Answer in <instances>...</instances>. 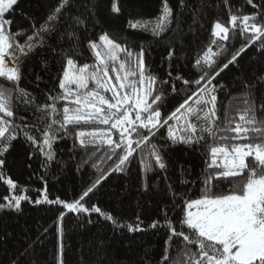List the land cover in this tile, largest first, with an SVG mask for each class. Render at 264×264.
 Instances as JSON below:
<instances>
[{"label": "snow or ice", "instance_id": "6c2138e0", "mask_svg": "<svg viewBox=\"0 0 264 264\" xmlns=\"http://www.w3.org/2000/svg\"><path fill=\"white\" fill-rule=\"evenodd\" d=\"M99 3L54 0L39 26L31 21L29 34V29L12 31L10 17L19 0H0V80L7 82L0 83V182L9 190L0 201V210L19 213L22 202L62 209L53 221L58 241L55 264H64V221L70 214L76 215L82 227L97 223L91 219L96 214L111 225L114 234H163V255L156 264H264V93L259 100L255 94L256 84L264 83V73L253 83L240 67V60L252 48L264 64V0H245L253 9L248 14L240 9L233 12L229 0H223L228 20L211 23L208 44L193 57L185 52L176 55L177 42L181 49L187 47L181 18L187 8L192 14L187 31L194 34L196 24L203 28V0L196 7L179 0L178 10L169 0H160L155 17L129 19L127 28L150 36L139 44V51L102 29ZM122 8L121 0H109V15L122 14ZM97 28L101 31L96 32ZM237 38L244 43L230 51ZM153 47L167 50L161 60L167 64L165 79L146 60ZM38 49H49L52 58L41 56L43 71L49 72L53 62L58 66L51 76L54 86L46 90L39 87L43 77L26 65ZM84 51L91 54V63H80ZM181 59L189 61V71L197 72L195 79L185 78L174 63ZM26 67L28 75L35 77V93L20 87ZM233 67L241 73L233 78L232 87L241 89L234 97L220 80ZM169 84L171 92L165 93ZM221 92L229 97L223 117L218 115ZM171 96H181L182 102L168 111ZM234 100L238 102L233 104ZM21 110L28 115H20ZM161 130L166 134L161 136ZM68 139L74 161L77 151L85 153L75 162L76 171L91 167L96 174L75 198H50L44 176H37L43 188L31 189L7 175L8 156L17 143L27 149L26 166L31 169L30 162L39 160L48 174L53 165L66 164L57 158L62 150L58 152L56 145ZM157 139L165 143L157 144ZM179 145L199 152L204 166L190 180L191 166L179 165L181 179L174 185L169 183L164 153ZM133 162L140 169L139 191L155 193L158 218L148 224L140 211L133 220L122 221L111 211L88 203L113 174L127 175ZM157 173L163 175L150 184ZM188 185L198 186L197 198H191ZM178 187L187 190L177 191ZM33 191L35 199L29 194ZM49 228L8 257L7 264H36L29 257L36 255V245L43 243L40 237H46ZM149 255L146 250L142 264H152Z\"/></svg>", "mask_w": 264, "mask_h": 264}, {"label": "trees", "instance_id": "16d2710c", "mask_svg": "<svg viewBox=\"0 0 264 264\" xmlns=\"http://www.w3.org/2000/svg\"><path fill=\"white\" fill-rule=\"evenodd\" d=\"M82 3L83 0H77ZM123 8L120 15H109L108 5L109 0H100L98 5V17L101 20L102 29L106 30L111 36L115 37L119 42L124 43L127 40L129 45H132L136 51H139V44L150 40V36L142 32L127 28L129 19L135 20L137 18H152L158 14L160 0H121ZM258 2V0H257ZM54 3V0H19V4L15 9V13L10 17L14 23L12 31L18 29H29L31 21L35 20L37 26L47 15V8ZM169 3L174 10H178L179 0H169ZM200 0H187V4L196 7ZM209 4L213 5L209 7ZM219 4L220 7H215ZM232 11L236 12L240 9L242 13L248 14L253 12L251 6L245 3V0H229ZM83 11V9H81ZM203 11L206 16L202 15L201 20L204 27L201 28L199 24L195 25V33L188 32V25L192 23V14L184 10L185 14L181 18V27L186 35L183 36V42L187 45L186 48L181 49L177 42L176 55L179 57L182 52H185L188 57H193L197 49H202L209 42L210 26L214 20H221L226 22L228 20V9L224 6L223 0H203ZM23 13V15H21ZM27 17V18H26ZM176 23H173V28ZM101 31L97 28L96 32ZM171 35V33H169ZM23 43V39L20 40ZM244 41L237 38L230 48V51H235L241 46ZM256 49H250L240 60V67L244 69L243 75L249 81L256 83V77L264 73V64L261 63V58L255 55ZM167 55V50L160 47H153L151 57L146 58L150 63L153 72H156L160 79L166 78L167 64L162 65L161 60ZM43 56L51 60L49 49H38L37 53L28 58L26 65L31 67L33 72L40 74L43 77L40 83V89L46 90L53 87L51 76L58 71V66L53 62L50 66V71L45 72L41 68L40 58ZM80 63L92 62L91 54L84 51ZM180 69L181 73L187 79H195L197 77L196 71H189L191 65L187 59H181L174 62ZM176 73V68L173 69V75ZM241 75L237 68L233 67L230 72L222 75L220 80L228 85V91L231 96H237L241 89L239 87L233 88V78ZM35 77L28 75V69L25 68V79L20 82V87L36 92ZM219 82V81H218ZM0 83H7L0 80ZM179 86V85H178ZM165 93L171 92V85L165 87ZM264 93V83H257L255 94L257 99ZM43 97H41V100ZM229 97H226L223 92L218 94V100L222 102L220 112L218 115L223 117V105L228 103ZM182 102L181 96H171L166 104L168 111L174 110L175 107ZM238 101H233V104ZM166 115L167 112L162 109ZM20 115H28L23 110ZM166 134V130H161V136ZM157 144L163 145V139L154 141ZM58 152V159L65 161L66 164L53 165L48 174L40 168V161H31V169L26 164L27 149L23 144L17 143L15 149L8 156L7 175L17 181L20 185H26L31 189L43 188V183L37 179V176H44L48 182V189L51 193L50 198L60 196L62 199L71 200L79 195L83 188L87 187L91 180L96 178L95 171L88 167L82 172H77L75 162L85 156L82 151L75 153V161L71 158L72 153L69 149L72 147V140L68 139L56 145ZM166 160L169 162L170 171L168 172L169 183L177 185L181 179L179 175V165L185 167L191 166L192 175L188 179H195L203 168L204 158L199 152L179 145L175 148L168 147L164 153ZM35 172V175H33ZM163 174L157 173L153 175L149 183L155 181L156 176ZM140 185V169L137 162H133L131 169L127 175L113 174L106 183L96 192L94 196L88 201L89 204H97L105 211H111L120 220L131 221L134 219L137 211L141 212V219L145 224L151 223L153 219H157L156 201L153 199L155 193L142 194L139 191ZM163 187V183L161 184ZM191 188L189 195L191 198L199 196L198 186L188 185ZM177 191H186L184 187H178ZM33 199L36 198L35 191L29 193ZM6 195H9L7 186L0 182V201ZM140 202L138 208L137 202ZM59 209L50 205H33L29 202H22V211L19 213L12 211L0 210V261L7 264L8 257L15 253L22 251L28 243L36 240L40 233L45 228H49L47 236H41L42 244L36 245V255L30 256L29 259H35L36 264H55V257L57 255V235L55 232V225L53 221L59 214ZM84 217L81 216L80 219ZM91 219L98 221L93 224H85L83 227L77 223L75 214H70L64 221V264H142L141 257L144 256L145 251H149L148 259L152 264L160 260L163 255V241L166 237L163 234H157L149 231L145 234H114L109 223H106L98 215L93 214Z\"/></svg>", "mask_w": 264, "mask_h": 264}]
</instances>
